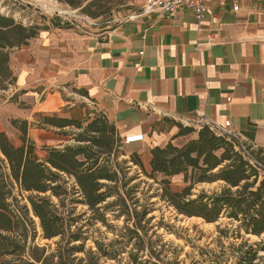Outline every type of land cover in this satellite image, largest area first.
<instances>
[{"label": "crops", "instance_id": "1", "mask_svg": "<svg viewBox=\"0 0 264 264\" xmlns=\"http://www.w3.org/2000/svg\"><path fill=\"white\" fill-rule=\"evenodd\" d=\"M129 4L112 26L48 24L10 53L14 92L29 105L14 119L28 121L35 149L69 142L68 127L37 115L59 112L69 97L79 114H103L145 167L153 146H181L210 122L264 157V0H215L201 20L190 10L141 14L142 0ZM179 126L194 131L177 136Z\"/></svg>", "mask_w": 264, "mask_h": 264}, {"label": "trees", "instance_id": "2", "mask_svg": "<svg viewBox=\"0 0 264 264\" xmlns=\"http://www.w3.org/2000/svg\"><path fill=\"white\" fill-rule=\"evenodd\" d=\"M58 1L92 18L107 11V0ZM39 29L0 14L1 84L15 81L9 68L11 49L28 45ZM37 115L45 125L81 131L73 137V145L44 148L43 159L27 137V120L10 121L19 131L18 146L0 132V264H264V237L254 242L245 238L264 235V178L244 160L231 139L202 126L197 138L181 146L171 142L153 146L147 170L136 152L129 155L128 161H116L120 138L115 126L101 113L85 126L82 120L56 114ZM179 129L177 136L194 131L190 127ZM127 162L159 186L160 197L177 215L200 218L206 223L226 218L230 228L217 226L219 249H200V258L189 263L181 259L178 246L172 247L156 233L163 223L151 224L153 216L148 214L152 209L134 197L139 183L128 185L138 176L127 177ZM176 175H182L185 184L180 191L171 187V177ZM69 180L72 184L67 186ZM214 182H221L218 190H200L191 197L196 185ZM14 185L21 192L37 194L28 198L30 209L16 207ZM51 197L58 200L57 204ZM67 202L85 205L93 213V220L101 217H96L101 209L117 205L114 216L123 218V224L114 230L113 238L107 242L94 240L95 249H86L88 235L83 226L76 225L78 216ZM28 211L38 219L43 238H58L49 253L46 247L28 244ZM229 236L238 243L225 245L221 240Z\"/></svg>", "mask_w": 264, "mask_h": 264}, {"label": "rangeland", "instance_id": "3", "mask_svg": "<svg viewBox=\"0 0 264 264\" xmlns=\"http://www.w3.org/2000/svg\"><path fill=\"white\" fill-rule=\"evenodd\" d=\"M56 1L59 7L58 9L60 11L56 9H50L45 4H41V2H38L36 0H0V14L11 17L16 22L21 23L24 26L39 27L40 29L37 34L38 36L40 30L46 28L48 24L53 26H66L68 28L75 27L77 25L83 29H99L107 26H112L113 24L126 17L127 10L130 7V0H107V11L97 18H92L84 13H81L79 8L73 9L64 3L59 2L58 0ZM16 50L17 48H13L11 49V52ZM11 72L12 76L15 78V76L13 75V71ZM14 85L15 81H11L10 83H0V132L1 130H5L10 141L14 145L18 146L20 145L19 131L11 126L10 121L14 119V116L20 114V111L18 109H23L25 113H27L29 111V105L25 104V101L19 100V98H21V95L17 92H14ZM43 98L44 95L40 97V100H42ZM65 98L67 101H69V103L64 104L63 108L59 112L38 114H56L59 117L82 120L83 126H85L88 121H90L95 116V114H98L97 112L88 113L87 111L85 112V114H82V111H80L79 114V112H77V107L75 106L76 104L74 106H72L71 104L74 101L69 97ZM71 110L75 112L71 113ZM38 117L40 119L39 115ZM80 131L81 129H77L76 127H68V129L64 131V135L69 141L66 145L75 144L73 137ZM117 137H119L118 134ZM116 149L117 162H120L122 160H129L130 149L124 146V142L121 138L119 142H117ZM134 149L138 150V148ZM252 151L255 154L257 153L256 155L264 161V157L260 153L256 152L253 148ZM36 152L38 157L41 159H43L46 154L44 147H37ZM0 158H2L1 155ZM126 166H129L127 169V177L135 174H137L138 176V178H136L128 185L131 186L134 183H139L134 197L138 198L139 204H147L152 209V211L148 214V216H153L151 224L156 225L159 222L163 223V226L157 229L156 233L161 235L162 240L164 242L170 243L172 247L178 246L181 259L185 258L186 262L189 263L193 259L197 260L200 258V249L206 247L216 250L219 249V244L216 242V237L218 235L217 226H219L220 228H230V225L226 218L222 217L217 222L206 223L200 218H188L182 215H177L173 207L169 206L168 203L160 197L161 189L156 183H153L152 180L147 179L145 176H143L141 170L136 165L127 162ZM146 169L149 170L148 165H146ZM71 184L72 180H69L67 186H70ZM221 185V182L202 183L196 185L191 190V197H194V195L200 190H218ZM184 186L185 184L182 181V177H175L171 179V187L173 191H180ZM35 195L37 194L24 191L21 192L15 185L13 187V196L16 200V207H20V209H23V207L30 209L28 198ZM39 195L44 196L48 195V193ZM111 199L113 198H110L108 201H110ZM134 199L135 198H133V200ZM51 200L55 204H57L58 202L55 197H51ZM67 204L68 207L73 206L75 210L74 216H78L76 225L83 226L85 235H88V239L85 243L86 249H95L93 242L94 240H97L99 242H107V240L113 238L114 230L119 229L123 224V218H117L114 216V214L117 213V205L101 209V215H96V217H101L93 220L91 219L93 217V213L85 205L79 203L69 204L68 202ZM101 206H103V204ZM137 209H140V207H138ZM27 219V223L30 229L28 244H31L32 242V245H36L38 247H46V252L49 253L52 249H54L55 242L58 240V238H53L50 240L43 238L39 221L31 211H28ZM101 219H103V221ZM107 224L109 225V227H107ZM263 237L264 235L260 238L247 235L245 238L248 239L249 242H254L260 240ZM221 241L225 245H227L230 242L238 243L239 240H234L229 236L228 239L223 238ZM187 254L191 256L186 257ZM77 255L81 256L82 253H78ZM203 264L208 263L205 262Z\"/></svg>", "mask_w": 264, "mask_h": 264}, {"label": "built area", "instance_id": "4", "mask_svg": "<svg viewBox=\"0 0 264 264\" xmlns=\"http://www.w3.org/2000/svg\"><path fill=\"white\" fill-rule=\"evenodd\" d=\"M215 0H142L141 14L153 12L175 13L177 11L190 10L198 20L203 19L207 6ZM208 126L216 135L225 136L234 142L235 149L241 154L250 166L255 168L259 175L264 178V161L260 160L252 151L242 135L227 131L216 123L210 122ZM128 138L126 142L130 141Z\"/></svg>", "mask_w": 264, "mask_h": 264}, {"label": "bare ground", "instance_id": "5", "mask_svg": "<svg viewBox=\"0 0 264 264\" xmlns=\"http://www.w3.org/2000/svg\"><path fill=\"white\" fill-rule=\"evenodd\" d=\"M38 2H41V4H45L48 8L50 9H56L58 11H60L58 8V4L56 0H36Z\"/></svg>", "mask_w": 264, "mask_h": 264}]
</instances>
